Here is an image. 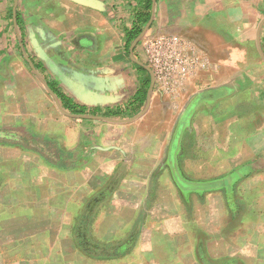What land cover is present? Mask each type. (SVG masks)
Masks as SVG:
<instances>
[{
  "label": "crops",
  "instance_id": "1",
  "mask_svg": "<svg viewBox=\"0 0 264 264\" xmlns=\"http://www.w3.org/2000/svg\"><path fill=\"white\" fill-rule=\"evenodd\" d=\"M14 1L0 264H264V0H151L131 53L146 0H16V27ZM160 34L200 61L174 99L143 67Z\"/></svg>",
  "mask_w": 264,
  "mask_h": 264
},
{
  "label": "built area",
  "instance_id": "2",
  "mask_svg": "<svg viewBox=\"0 0 264 264\" xmlns=\"http://www.w3.org/2000/svg\"><path fill=\"white\" fill-rule=\"evenodd\" d=\"M142 51L154 84L162 95L175 98L185 81L200 67L197 50L174 34L142 41Z\"/></svg>",
  "mask_w": 264,
  "mask_h": 264
},
{
  "label": "trees",
  "instance_id": "3",
  "mask_svg": "<svg viewBox=\"0 0 264 264\" xmlns=\"http://www.w3.org/2000/svg\"><path fill=\"white\" fill-rule=\"evenodd\" d=\"M145 13H137L136 14V25L133 27V29L131 30L130 33H127L126 35V47L127 49L129 48V45L131 44V42L141 33L143 27L145 26V24L148 22L149 18H150V11H151V0H146L145 1ZM146 86L149 85V79L146 81L145 83ZM50 90H52L50 88ZM66 108H68V110L70 111V113H72L73 115H83L84 109L80 108L77 109L76 106H68V102H66Z\"/></svg>",
  "mask_w": 264,
  "mask_h": 264
},
{
  "label": "water",
  "instance_id": "4",
  "mask_svg": "<svg viewBox=\"0 0 264 264\" xmlns=\"http://www.w3.org/2000/svg\"><path fill=\"white\" fill-rule=\"evenodd\" d=\"M15 8H16V0L14 1V5H13V24H14V27H16V21H15ZM153 8H154V0H152V10H153ZM151 22H152V17L149 19V22L147 23V25H146L144 31L148 29V27H149V25H150ZM144 31H143V32L141 33V35H140L138 38H136V39L134 40V42L132 43V45H131V47H130V49H129V52H130V53L132 52V49L134 48V46L136 45V43L142 38ZM21 50L23 51V47H22V46H21ZM23 57H24L25 62L29 65L30 69H32L33 71H35L33 65L31 64V62H30V60H29V58H28L25 54H23ZM143 67H144V69L149 73L150 78H151V87H150V91H149V92H151L152 89H153V86H154V78H153V74H152L151 70H150L147 66H143ZM42 83H43L44 88H45L46 91L48 92V94H49V95L52 97V99L56 102V101H57L56 96H55V95L53 94V92L48 88V86L46 85V83H44V82H42ZM57 106H58V108H59V105H58V104H57ZM60 111H61V113H63L64 115H67V116H69V117H74V115H70V114H66V113H64L61 109H60Z\"/></svg>",
  "mask_w": 264,
  "mask_h": 264
},
{
  "label": "rangeland",
  "instance_id": "5",
  "mask_svg": "<svg viewBox=\"0 0 264 264\" xmlns=\"http://www.w3.org/2000/svg\"><path fill=\"white\" fill-rule=\"evenodd\" d=\"M47 84V83H46ZM8 133H10L9 130H6L5 129H0V144L4 145L5 144V136L8 135ZM28 138V137H27Z\"/></svg>",
  "mask_w": 264,
  "mask_h": 264
}]
</instances>
